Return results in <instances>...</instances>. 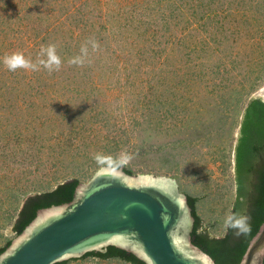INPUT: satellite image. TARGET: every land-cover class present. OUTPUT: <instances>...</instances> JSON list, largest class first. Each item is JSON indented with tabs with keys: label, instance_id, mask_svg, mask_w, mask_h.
<instances>
[{
	"label": "rangeland",
	"instance_id": "obj_1",
	"mask_svg": "<svg viewBox=\"0 0 264 264\" xmlns=\"http://www.w3.org/2000/svg\"><path fill=\"white\" fill-rule=\"evenodd\" d=\"M90 39L99 49L70 65ZM48 44L59 72L2 62L16 51L35 62ZM254 98L264 101V0H0V248L29 197L87 183L123 155L135 176L174 178L198 200L199 231L224 237Z\"/></svg>",
	"mask_w": 264,
	"mask_h": 264
},
{
	"label": "water",
	"instance_id": "obj_2",
	"mask_svg": "<svg viewBox=\"0 0 264 264\" xmlns=\"http://www.w3.org/2000/svg\"><path fill=\"white\" fill-rule=\"evenodd\" d=\"M188 196L174 178L130 175L111 165L81 183L68 204L42 209L0 264H58L109 246L147 264H216L195 246ZM264 223L240 264H263Z\"/></svg>",
	"mask_w": 264,
	"mask_h": 264
},
{
	"label": "trees",
	"instance_id": "obj_3",
	"mask_svg": "<svg viewBox=\"0 0 264 264\" xmlns=\"http://www.w3.org/2000/svg\"><path fill=\"white\" fill-rule=\"evenodd\" d=\"M251 2V1H250ZM112 167L123 168L127 174L134 173L123 166L121 161L113 160ZM235 182L236 202L232 214L248 218V230L238 234V230L229 227L222 238L210 237L200 232L202 220L197 214V198L188 196V203L195 220L191 234L195 246L207 253L216 264H240L246 250L264 223V101L260 98L251 99L244 109L239 129V137L235 148ZM81 180L73 178L55 189L29 197L22 206L18 218L13 225L16 236L36 218L42 209L71 203ZM12 240L0 248V255L10 246ZM96 257L101 259H119L128 264H147L134 254L115 246H109L105 252L88 253L83 258ZM58 264H68L62 262ZM264 264V261H263Z\"/></svg>",
	"mask_w": 264,
	"mask_h": 264
},
{
	"label": "clouds",
	"instance_id": "obj_4",
	"mask_svg": "<svg viewBox=\"0 0 264 264\" xmlns=\"http://www.w3.org/2000/svg\"><path fill=\"white\" fill-rule=\"evenodd\" d=\"M88 44H91L92 51L95 52L99 49V43L95 40H89L81 46L80 55L73 57L68 61L70 65L83 66L86 62V58L89 55ZM3 64L8 71L15 72L18 69H24L25 71H39L41 68L51 72H59L62 68V59L57 51L55 44H48L41 46L37 59L33 62L31 59L26 58L23 52L16 51L11 54H6L3 57ZM94 159L98 164L105 162V157L101 154L94 156ZM117 160L127 161L131 157L123 155L115 158ZM225 228H235L238 230V234L248 230V218L239 214H229L224 220Z\"/></svg>",
	"mask_w": 264,
	"mask_h": 264
}]
</instances>
